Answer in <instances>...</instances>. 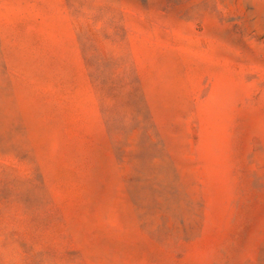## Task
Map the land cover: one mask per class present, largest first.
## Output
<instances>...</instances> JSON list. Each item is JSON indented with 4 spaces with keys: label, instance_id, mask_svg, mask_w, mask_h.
Returning a JSON list of instances; mask_svg holds the SVG:
<instances>
[{
    "label": "rangeland",
    "instance_id": "374dc122",
    "mask_svg": "<svg viewBox=\"0 0 264 264\" xmlns=\"http://www.w3.org/2000/svg\"><path fill=\"white\" fill-rule=\"evenodd\" d=\"M0 264H264V0H0Z\"/></svg>",
    "mask_w": 264,
    "mask_h": 264
}]
</instances>
